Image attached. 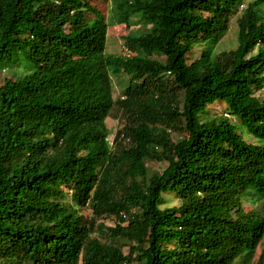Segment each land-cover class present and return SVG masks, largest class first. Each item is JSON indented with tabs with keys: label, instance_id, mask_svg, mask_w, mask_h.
I'll return each mask as SVG.
<instances>
[{
	"label": "trees",
	"instance_id": "1",
	"mask_svg": "<svg viewBox=\"0 0 264 264\" xmlns=\"http://www.w3.org/2000/svg\"><path fill=\"white\" fill-rule=\"evenodd\" d=\"M91 1L0 0V264H263L264 0Z\"/></svg>",
	"mask_w": 264,
	"mask_h": 264
},
{
	"label": "rangeland",
	"instance_id": "2",
	"mask_svg": "<svg viewBox=\"0 0 264 264\" xmlns=\"http://www.w3.org/2000/svg\"><path fill=\"white\" fill-rule=\"evenodd\" d=\"M254 0H245V5H247L249 2H252ZM91 4L93 7H96L98 10H100L106 17L109 24L108 29V37H107V48L106 52L107 54L112 55H126L128 52L125 50L124 45V37L128 35L129 33L133 34H140L143 32H146V29H150L151 26L145 27L143 23H141L140 17H132L130 20V29L127 28L125 25H116L112 24V8L114 5L113 0H97V1H91ZM243 7L240 8L242 10ZM264 11V6L262 7ZM241 14V11H240ZM238 14L236 18H234L231 22L230 28L228 32L225 34L223 38H221L219 44L215 48V53H221L224 51H230L234 50L238 47V26H237V17H239ZM204 49L203 45H198L194 49L193 58H196L200 55L201 51ZM157 59L164 61L163 57L156 56ZM9 74L8 71H3L0 73V84L3 82V79L5 76ZM8 76V75H7ZM128 81L126 80V77L119 76V77H113V87H114V98L117 99L122 96L124 93V90L126 89ZM264 93V90L263 92ZM210 116L216 117L221 114H225V105L224 104H216L214 106H211L209 108ZM229 117V116H228ZM107 128L109 130V140L112 142L116 132L121 129L123 125V120L118 111H115L110 118H108L107 122ZM237 124V123H236ZM241 132H243L244 136L248 141L256 142V140L253 136H251L248 131L242 126ZM148 167L154 171L160 172L163 168L166 167V163L163 162H151L148 161ZM166 204L164 207H171L174 205H177L178 200L174 197V195L170 194L168 196H165ZM244 209L246 211L249 210H258L261 213H264V199H258L255 193H251L244 197ZM104 224L107 226H114L113 220H103ZM128 252V246L125 248V253ZM264 255V241L260 245L256 260L259 259L261 255ZM264 264V263H263Z\"/></svg>",
	"mask_w": 264,
	"mask_h": 264
}]
</instances>
